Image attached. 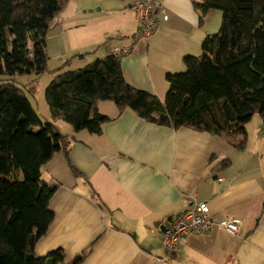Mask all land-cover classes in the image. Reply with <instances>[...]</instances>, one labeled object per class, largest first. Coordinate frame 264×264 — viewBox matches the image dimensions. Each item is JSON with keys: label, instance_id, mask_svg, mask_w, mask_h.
<instances>
[{"label": "crops", "instance_id": "0c3cea01", "mask_svg": "<svg viewBox=\"0 0 264 264\" xmlns=\"http://www.w3.org/2000/svg\"><path fill=\"white\" fill-rule=\"evenodd\" d=\"M129 1L70 0L49 28L87 25L94 18L86 13L95 9L109 15L113 23L90 30L85 47L108 42L128 47L120 58L124 78L162 100L166 73L185 69L183 57L201 52V41L216 31L220 18L214 9L202 16L195 5L200 0H158L152 34L134 41L138 22ZM96 54L104 57L105 47ZM90 59H75L76 68ZM97 108L111 118L99 134L55 122L71 141L67 155L58 151L41 167L42 178L54 187L49 200L54 218L35 244L37 256L62 248L66 261L84 254L80 264H264L260 117L258 131L245 125L246 141L237 149L222 135L157 125L131 109L119 112L110 100ZM201 201L208 203L213 221H238V233L214 225L203 235H188L166 258L164 228Z\"/></svg>", "mask_w": 264, "mask_h": 264}, {"label": "trees", "instance_id": "16d2710c", "mask_svg": "<svg viewBox=\"0 0 264 264\" xmlns=\"http://www.w3.org/2000/svg\"><path fill=\"white\" fill-rule=\"evenodd\" d=\"M69 1L0 0V264L83 259L78 254L66 261L62 248L44 256L34 252L54 218L49 208L54 187L42 178L41 167L58 151L67 155L71 141L58 120L75 132L99 134L111 118L97 103L110 100L119 112L131 109L157 125L222 135L237 149L244 147L253 114L264 128V0L197 2L202 16L221 11L219 30L203 38L200 54L183 57V71L166 73L162 100L127 82L118 56L106 53L77 69L64 67L90 52L66 58L45 88L50 119L42 120L29 99L37 80L18 77L46 70L47 32Z\"/></svg>", "mask_w": 264, "mask_h": 264}, {"label": "rangeland", "instance_id": "374dc122", "mask_svg": "<svg viewBox=\"0 0 264 264\" xmlns=\"http://www.w3.org/2000/svg\"><path fill=\"white\" fill-rule=\"evenodd\" d=\"M214 11L215 13H218L220 18L219 24L216 27V31H211L216 33L219 30L221 22V11L217 9H214ZM86 16H91L94 18L89 19L87 21L89 22L87 25L83 24L78 27L72 25L63 27L58 25L56 28H49L46 36V50L48 54L46 70L38 77L33 76V74H23L18 77L19 80L22 81L30 80L31 78H35L37 80L35 92L33 95L29 93V99L42 120H44L45 116L49 114V108L44 98V92L47 84L54 76L53 70L60 67L66 58H69L76 53L85 51L90 52L87 57H91L90 60H93L97 57L96 53H100L105 47L104 44L100 46L97 44L94 47H88V45L87 47L85 46L86 44H89L87 43L91 35L89 31H94L97 28L101 30L106 26H109L111 23H113V18H111L109 15H106L104 12L98 11L97 9H95L93 12L86 13ZM73 20L74 19H70V21ZM77 64H80L78 60H73L72 63L69 66H65L64 69H77ZM258 121L259 115L257 113L253 114L250 122H248L250 123L248 124L249 127L253 129L258 128L256 127ZM256 130L258 131L259 129Z\"/></svg>", "mask_w": 264, "mask_h": 264}, {"label": "built area", "instance_id": "2783aa9c", "mask_svg": "<svg viewBox=\"0 0 264 264\" xmlns=\"http://www.w3.org/2000/svg\"><path fill=\"white\" fill-rule=\"evenodd\" d=\"M158 0H130L129 6L134 12L138 28L134 36V41L148 39L156 25V8ZM166 19V16L163 17ZM107 54L120 58L129 54L130 49L126 46H113L110 42L105 44ZM222 180V178H218ZM217 225L227 233L234 235L239 231V222L225 218L215 222L210 216L208 203L205 201L194 202L188 209L175 214L168 226L162 232V240L166 252V258L173 255L183 244L188 235H203L212 226Z\"/></svg>", "mask_w": 264, "mask_h": 264}]
</instances>
